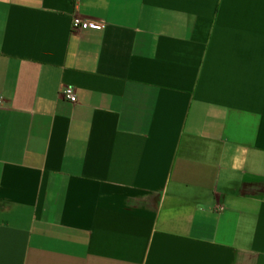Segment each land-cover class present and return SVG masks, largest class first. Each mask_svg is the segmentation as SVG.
<instances>
[{
  "label": "crops",
  "instance_id": "obj_1",
  "mask_svg": "<svg viewBox=\"0 0 264 264\" xmlns=\"http://www.w3.org/2000/svg\"><path fill=\"white\" fill-rule=\"evenodd\" d=\"M0 95V264H264V0H0Z\"/></svg>",
  "mask_w": 264,
  "mask_h": 264
},
{
  "label": "built area",
  "instance_id": "obj_2",
  "mask_svg": "<svg viewBox=\"0 0 264 264\" xmlns=\"http://www.w3.org/2000/svg\"><path fill=\"white\" fill-rule=\"evenodd\" d=\"M73 26L75 29L80 28H96V29H103V25H92L89 21L85 20L80 16H75L73 21ZM63 95L65 98L72 102L78 101V93L74 86L68 85L63 89ZM4 103V98L0 95V106Z\"/></svg>",
  "mask_w": 264,
  "mask_h": 264
}]
</instances>
